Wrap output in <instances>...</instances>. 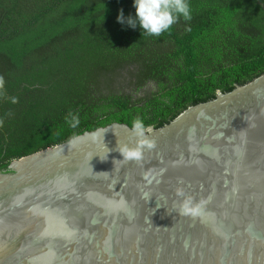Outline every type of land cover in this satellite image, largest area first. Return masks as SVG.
Listing matches in <instances>:
<instances>
[{"label": "water", "instance_id": "obj_1", "mask_svg": "<svg viewBox=\"0 0 264 264\" xmlns=\"http://www.w3.org/2000/svg\"><path fill=\"white\" fill-rule=\"evenodd\" d=\"M147 129L140 161L113 122L0 171V264H264V73Z\"/></svg>", "mask_w": 264, "mask_h": 264}, {"label": "trees", "instance_id": "obj_2", "mask_svg": "<svg viewBox=\"0 0 264 264\" xmlns=\"http://www.w3.org/2000/svg\"><path fill=\"white\" fill-rule=\"evenodd\" d=\"M23 1L0 0V171L113 122L132 126L139 117L161 127L264 73L258 0H187L191 19L159 36L140 27L134 0H31V12ZM128 67L137 89H154L141 97L109 90L110 77Z\"/></svg>", "mask_w": 264, "mask_h": 264}, {"label": "clouds", "instance_id": "obj_3", "mask_svg": "<svg viewBox=\"0 0 264 264\" xmlns=\"http://www.w3.org/2000/svg\"><path fill=\"white\" fill-rule=\"evenodd\" d=\"M134 7L140 27L149 35L159 36L162 32L169 30L181 16L185 20L191 19L190 6L187 0H134ZM4 85V78L0 76V95H3ZM12 103H17V99L13 98ZM65 119L71 127H76L79 124L78 117L71 112ZM147 131L149 129L142 119L137 117L132 121L131 134L135 138V145L123 144L116 148L122 155L123 161H140L145 149L155 148V142L146 135ZM104 133L105 131L101 135ZM177 195L184 197L179 206L182 215L195 217L201 214L204 201L194 203L191 196H185L183 189H177ZM111 204L114 209H120L124 207V200L123 198L118 201L114 200L111 201Z\"/></svg>", "mask_w": 264, "mask_h": 264}, {"label": "rangeland", "instance_id": "obj_4", "mask_svg": "<svg viewBox=\"0 0 264 264\" xmlns=\"http://www.w3.org/2000/svg\"><path fill=\"white\" fill-rule=\"evenodd\" d=\"M37 1V0H34ZM27 11L34 9L35 4L31 0H25L20 4ZM0 70H2V64L0 62ZM135 72L134 67H128L118 71L116 74L110 77L109 90H112L115 94L128 93L134 97H141L148 94L154 89V83H147L141 89H137L132 81V73ZM105 93H107L105 91Z\"/></svg>", "mask_w": 264, "mask_h": 264}]
</instances>
